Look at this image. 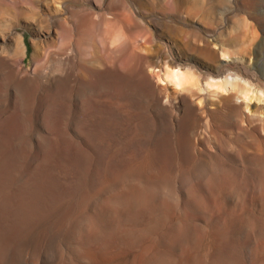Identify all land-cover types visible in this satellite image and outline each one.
Wrapping results in <instances>:
<instances>
[{"label": "rangeland", "instance_id": "374dc122", "mask_svg": "<svg viewBox=\"0 0 264 264\" xmlns=\"http://www.w3.org/2000/svg\"><path fill=\"white\" fill-rule=\"evenodd\" d=\"M168 67L264 97V0H0V264H264V103Z\"/></svg>", "mask_w": 264, "mask_h": 264}, {"label": "bare ground", "instance_id": "6f19581e", "mask_svg": "<svg viewBox=\"0 0 264 264\" xmlns=\"http://www.w3.org/2000/svg\"><path fill=\"white\" fill-rule=\"evenodd\" d=\"M93 22L95 23V24L93 23L94 25H97L95 21H93ZM85 24L86 23L82 24V22H81L82 26L83 25L85 26ZM91 24H92V22H91ZM82 26H80V27H82ZM82 28H80L79 30H82ZM81 44H82V42H81ZM97 45L98 44L96 43V48H98V46H99V45L98 46ZM69 54H70L69 55L70 58L75 59V57H76L75 55L77 53H75L74 50H70ZM69 57H68V59H69ZM57 72L59 73V71H57ZM156 72H159V75H160V76H158L159 77L158 81L163 85L171 86L175 90L176 93H181L184 91L185 92L191 91L190 93H192V91H195V92H197V94L201 95L202 97L198 100V104H197L199 107H201L200 108L201 110L204 109V105L206 104V99H208L207 98L208 96H212V95L215 96V95H220L222 93H228V92L229 93L234 92L235 93V100L237 102L243 103L247 108L254 101L258 102L257 104L260 105L259 107H261L262 103H264L263 94L259 91L254 90V88L252 87L250 82L246 78L241 76L240 74H234V73L232 74L230 72L224 77L215 78L212 76V77H208L205 82L202 81V83H201V80H199L200 78H198L195 75V73L192 71L191 68L182 69V68H178V67H176V68L168 67L167 69L165 68L164 70L157 69ZM55 73H56V71L51 70L47 76L50 78ZM48 79H47V81L49 83L50 81ZM260 109H262V107ZM163 147H164V145H163Z\"/></svg>", "mask_w": 264, "mask_h": 264}]
</instances>
